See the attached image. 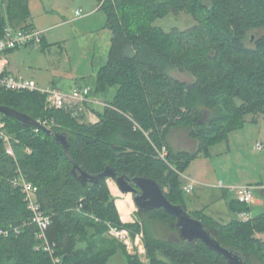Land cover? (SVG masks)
I'll use <instances>...</instances> for the list:
<instances>
[{"label": "trees", "instance_id": "16d2710c", "mask_svg": "<svg viewBox=\"0 0 264 264\" xmlns=\"http://www.w3.org/2000/svg\"><path fill=\"white\" fill-rule=\"evenodd\" d=\"M29 2L0 0V37L7 26L31 28L26 26ZM98 6L111 46L97 75V91L118 90L96 113L97 123L84 122L71 108H47L45 95L38 92L0 90V106L65 134L69 142L67 157L41 128H24L0 116L14 153L9 156L0 140V231L7 233L0 235V264H107L125 249L109 236L110 229L132 236L140 232L139 224L123 223L131 217L124 218L129 212L118 200L115 204L107 180L83 187L71 173V161L91 175L110 166L118 177L151 178L172 204L186 210L181 174L241 129L247 116L252 124L264 118V36L248 39L250 46L246 42L249 31L264 30V0H99ZM181 14L191 16L195 25L169 32L155 26ZM173 70L188 73L192 81L174 78ZM178 128L197 141L195 152L172 149L168 136ZM19 174L37 188V203L48 217L43 239L37 237L21 189L12 185ZM247 206L228 202L234 214L246 213ZM137 215L176 234L175 218L162 209ZM191 215L221 245L245 258L254 252L264 264V241L255 236L264 234V213L228 223L204 209ZM142 230L149 262L127 256V264H226L201 242L156 241L146 227Z\"/></svg>", "mask_w": 264, "mask_h": 264}, {"label": "rangeland", "instance_id": "374dc122", "mask_svg": "<svg viewBox=\"0 0 264 264\" xmlns=\"http://www.w3.org/2000/svg\"><path fill=\"white\" fill-rule=\"evenodd\" d=\"M85 0H62L60 6L64 12L73 10ZM65 18H68L67 16ZM195 25V21L191 16L181 14L179 16H169L162 21H157L155 26L162 28L165 32H169L173 28L184 31ZM264 36V30H252L248 32L247 40ZM249 44V43H248ZM250 46V44H249ZM32 50L23 48V50ZM70 55L74 58L64 64L63 70H75L81 68L80 63H85L86 58L78 55L76 48H70ZM45 64L40 63L44 76L49 78L46 70L51 66L49 61ZM43 60L41 62H43ZM29 62V58H28ZM48 62V65H47ZM55 63V62H54ZM171 75L183 82H191L192 77L188 73L173 70ZM39 89V88H38ZM251 116L245 118L246 123L241 129L231 132L227 141L219 142L208 149L207 154L198 156L194 160L184 174H181L182 189L188 184H192L193 190L189 194H185L184 204L186 211L193 214L196 210L204 209V212L212 216L217 221L228 223L231 219L236 218L245 221L251 217L264 213V118H258L256 124L250 123ZM168 140L176 151L195 152L198 143L188 137V132L184 128H178L168 136ZM109 187L118 196H113L115 202L119 200V190L113 181H109ZM241 186L258 187L254 191V202L247 207L249 211L242 214H234L228 208L230 200H236L237 195L234 190ZM223 187V188H222ZM122 209V208H121ZM129 212L123 214L124 218L131 217L128 224H139L142 229H148L151 238L156 241L168 240L172 234L168 228L159 222L150 221L146 217L137 215L134 207L132 210H124ZM134 236L128 231H116L110 229L109 236L124 246L123 252L114 256L107 264H127V256H136L141 262L148 263L143 230ZM264 239V235H260ZM247 264H262L258 254L250 252L247 256Z\"/></svg>", "mask_w": 264, "mask_h": 264}, {"label": "crops", "instance_id": "0c3cea01", "mask_svg": "<svg viewBox=\"0 0 264 264\" xmlns=\"http://www.w3.org/2000/svg\"><path fill=\"white\" fill-rule=\"evenodd\" d=\"M60 2L62 4V0H30V17L26 26L45 31L42 43L39 48L23 47L32 50L19 48L5 54V72L34 81L40 90L55 88L70 95L76 89H87L86 98L70 108L84 122L95 124L98 122L96 113L102 112L113 101L118 90L117 86H111L102 92L97 91V75L107 62L111 34L105 28V16L99 10V0H85L68 12L63 11ZM78 11L79 14L76 13ZM70 48H76L77 54L83 55L86 62L79 64L80 69L61 71L64 64L74 58L70 55ZM42 58L51 63L46 70L49 78L44 76L40 67V63L45 64ZM169 144L175 150L170 141ZM108 188L113 196L118 197L109 185ZM260 235L255 236L264 241Z\"/></svg>", "mask_w": 264, "mask_h": 264}, {"label": "water", "instance_id": "95a60500", "mask_svg": "<svg viewBox=\"0 0 264 264\" xmlns=\"http://www.w3.org/2000/svg\"><path fill=\"white\" fill-rule=\"evenodd\" d=\"M253 37L251 38V41ZM0 116L14 118L24 128H41L46 134L52 136L56 143L61 145L68 155L69 142L62 133H53L51 130L40 126L31 117L6 106H0ZM71 173L83 187L96 185L101 180H111L122 195H131L134 207L140 212H150L162 209L165 213L175 218L176 234H171L168 242L194 244L201 242L208 250L220 255L226 264H246L245 256L238 251L226 248L206 229L193 215L189 214L181 205L172 204L163 193L158 183L147 177L122 175L118 177L110 166L97 175L89 174L83 166L72 162Z\"/></svg>", "mask_w": 264, "mask_h": 264}, {"label": "built area", "instance_id": "2783aa9c", "mask_svg": "<svg viewBox=\"0 0 264 264\" xmlns=\"http://www.w3.org/2000/svg\"><path fill=\"white\" fill-rule=\"evenodd\" d=\"M77 14L80 11L76 12ZM45 31L36 28H13L7 26L0 37V90H6L11 92H38L45 95L46 106L49 109H67L74 103L82 102L88 95L87 89L74 90L70 95L64 94L55 88H49L47 90L38 89L36 83L31 80L24 79L20 76H12L5 72L4 56L10 51H14L23 47H35L39 48ZM0 140L2 141L5 152L13 157L12 138L4 130L3 124L0 122ZM12 185L15 188L21 189L24 197L27 209L31 213V223L38 227L37 237L39 239L44 238V229L48 224V217L40 210V206L37 203L36 192L37 188L33 184L26 181L22 174L14 179ZM223 188V187H222ZM258 187L254 186H241L236 188H230L234 190L237 195V201L242 204L250 205L254 202V191ZM192 184H188L183 188L185 194L192 192ZM247 220V219H245ZM117 231V230H116ZM0 235L6 236L5 231H0ZM41 247L48 249L46 243H42Z\"/></svg>", "mask_w": 264, "mask_h": 264}, {"label": "bare ground", "instance_id": "6f19581e", "mask_svg": "<svg viewBox=\"0 0 264 264\" xmlns=\"http://www.w3.org/2000/svg\"><path fill=\"white\" fill-rule=\"evenodd\" d=\"M118 195H119L118 203H119V206L122 209L130 211V210H132L134 208V205H133V202H132V199H131V195L130 194L122 195L119 192Z\"/></svg>", "mask_w": 264, "mask_h": 264}]
</instances>
